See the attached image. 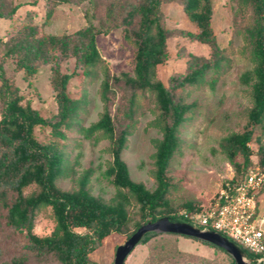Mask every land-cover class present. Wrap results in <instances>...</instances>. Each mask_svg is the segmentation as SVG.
Listing matches in <instances>:
<instances>
[{"label":"trees","instance_id":"16d2710c","mask_svg":"<svg viewBox=\"0 0 264 264\" xmlns=\"http://www.w3.org/2000/svg\"><path fill=\"white\" fill-rule=\"evenodd\" d=\"M167 1L79 0L88 5L89 24L72 33L45 32L44 26L53 15V7H50L41 24H26L10 38H0L3 46V56H0V214L4 217L7 234L24 237L17 252L0 264H97L91 259V252L101 247L111 233L129 231L134 220L130 212L132 206H138L139 219L135 220L134 229L128 236L159 217L188 221L189 213L200 210L186 204L188 215L172 211L168 199L172 187L168 172L181 147L180 129L192 108L180 92L201 84L210 73L216 76L223 71L226 47L220 44L212 27V0H180L186 14L199 28L194 36L208 44L211 53L208 58L193 55L187 71L173 75L171 87H166L157 77V68L168 59L170 31L165 25L162 9ZM234 1L238 12L245 9L252 12L251 24L244 30L254 68L242 75V81L252 85L249 127L243 132L229 133L222 141V150L238 174L232 184L247 175L253 154L250 142L255 138L258 140L257 163L264 167V141L262 134L255 135L256 128L264 129V0ZM103 2L106 3V14L98 26L93 22V10ZM22 5L14 0H0V18H12ZM113 26H121L137 50L133 73L112 74L105 67L102 83L105 109L99 120L86 129L90 134L102 132L111 141L113 160L106 173L113 178L117 192L106 200L93 194L89 187L92 169L79 177L74 189H62L57 181L70 169L64 143L66 131L80 127L77 118L83 107L82 100L70 92L69 82L80 68L84 74H90L103 64L97 35L108 32ZM56 55L74 57L75 66L73 71H63L55 61L52 86L58 109L54 115L45 117L29 102L23 104L24 95L7 73V58H12L16 67L31 77L42 64L53 62ZM216 78L210 83L213 84ZM114 85H121L126 100L122 112L129 119L136 114L140 94L149 90L156 97L162 138L157 140L154 153L157 186L153 190L131 177L122 158L130 129L117 131L116 115L109 107V94ZM36 126L48 127L53 140L40 141L35 136ZM28 189L31 190L28 192ZM47 206L52 209L55 226L50 234L40 236L34 232L35 221L41 208ZM179 237L180 234L172 232L147 233L140 242L148 247L142 264H225L215 256L183 250ZM200 241L225 252L212 243ZM239 245L250 258L251 253ZM226 264H235V260L232 258Z\"/></svg>","mask_w":264,"mask_h":264},{"label":"rangeland","instance_id":"374dc122","mask_svg":"<svg viewBox=\"0 0 264 264\" xmlns=\"http://www.w3.org/2000/svg\"><path fill=\"white\" fill-rule=\"evenodd\" d=\"M23 5L12 18H0V38H10L26 24H41L46 11L53 7L50 22L44 30L50 34L62 35L72 33L89 24L88 5L79 0H14ZM105 1V0H103ZM213 16L211 19L214 32L223 47H226L227 60L224 70L214 76L210 73L201 84L189 86L180 93L185 102L192 105L187 112L186 121L180 129L181 147L175 154L168 176L172 187L168 195L172 211L187 209L186 204L203 209L214 202L222 188L232 184L238 174L222 150V141L229 133L243 132L249 127L248 111L253 106L252 85L242 81V75L254 68V61L248 50L249 44L245 28L251 24V10L237 11L234 0H212ZM165 25L170 31L167 39L168 59L157 68V77L166 87H171L173 75L185 73L193 55L208 58L211 49L208 44L194 36L199 32L197 25L184 11L180 0H169L162 6ZM93 22L99 26L106 14V3H100L93 10ZM188 32L193 35L187 34ZM97 45L103 64L90 74H84L80 68L69 82V90L75 98L83 102L78 113L77 123L80 127L66 131L65 150L70 169L68 174L58 179L57 184L65 190L78 186L79 177L92 169L89 187L93 194L110 200L117 192L113 178L106 171L113 160L111 141L102 132L90 134L86 129L99 120L104 109L102 83L105 67L112 74L133 73L136 46L125 36L121 26H113L108 32L97 35ZM0 56L3 46L0 43ZM59 62L63 71H73L75 59L72 56H55L51 63H44L39 71L29 77L16 67L12 58H7V73L19 87L25 99L40 113L47 117L57 112L58 104L52 86L53 65ZM217 77L213 84L210 83ZM126 100L121 85H114L109 94V107L115 116L117 131L130 129L127 145L122 153L131 177L143 182L149 189L156 188L154 176L156 142L162 138L159 121V109L155 95L151 91L140 94L136 114L133 119L125 117L122 112ZM264 129L256 128L255 135ZM35 136L43 142L53 140L50 129L35 127ZM253 150L249 169L264 167L258 161V140L250 142ZM239 160H243L239 156ZM32 189V188H31ZM31 189H28L29 192ZM260 205L264 208V190L259 194ZM138 206H132L130 212L134 219L126 233L113 232L107 236L101 247L91 252L90 256L97 264H113L116 249L130 236L135 220L139 219ZM55 226V219L50 206L39 211L34 232L40 236L48 235ZM82 228H79L81 230ZM7 226L0 214V262L11 258L24 240L21 234H7ZM181 248L200 255L211 256L214 246L195 238L181 235ZM141 245L132 252L137 253ZM223 263H229L233 256L227 251L216 249L213 255ZM234 259V258H233ZM255 264V262H254Z\"/></svg>","mask_w":264,"mask_h":264},{"label":"built area","instance_id":"2783aa9c","mask_svg":"<svg viewBox=\"0 0 264 264\" xmlns=\"http://www.w3.org/2000/svg\"><path fill=\"white\" fill-rule=\"evenodd\" d=\"M264 188V170L249 169L238 183L222 188L214 202L194 213L189 222L212 229L244 246L257 264H264V208L259 194Z\"/></svg>","mask_w":264,"mask_h":264},{"label":"water","instance_id":"95a60500","mask_svg":"<svg viewBox=\"0 0 264 264\" xmlns=\"http://www.w3.org/2000/svg\"><path fill=\"white\" fill-rule=\"evenodd\" d=\"M150 232H172L194 237L224 249L233 256L235 264H254L253 259L247 257L239 244L222 233L212 229L200 228L189 221L172 220L169 216H162L155 221H148L136 229L123 244L117 247L113 264H125L129 254L141 242L142 238Z\"/></svg>","mask_w":264,"mask_h":264},{"label":"crops","instance_id":"0c3cea01","mask_svg":"<svg viewBox=\"0 0 264 264\" xmlns=\"http://www.w3.org/2000/svg\"><path fill=\"white\" fill-rule=\"evenodd\" d=\"M139 245H141L140 250L137 253L131 252L126 259L125 264H142L143 263V261L145 260L147 254H148V247L144 243H139L137 246H139ZM179 245H180V237H179ZM183 250H185V249H183ZM187 251H189V250H187ZM215 252H216V250L214 248L213 255L215 254ZM213 255H211V256H213ZM204 256H206V255H204Z\"/></svg>","mask_w":264,"mask_h":264}]
</instances>
